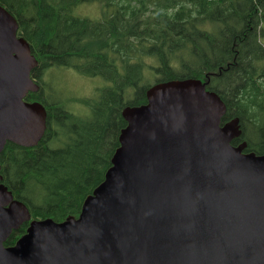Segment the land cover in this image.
Segmentation results:
<instances>
[{"label": "water", "instance_id": "95a60500", "mask_svg": "<svg viewBox=\"0 0 264 264\" xmlns=\"http://www.w3.org/2000/svg\"><path fill=\"white\" fill-rule=\"evenodd\" d=\"M17 31L0 6V153L36 144L46 122L24 100L38 62ZM225 112L200 80L150 87L146 104L123 109L111 166L77 218L30 221L0 184V264H264V155L231 144L241 129Z\"/></svg>", "mask_w": 264, "mask_h": 264}, {"label": "trees", "instance_id": "16d2710c", "mask_svg": "<svg viewBox=\"0 0 264 264\" xmlns=\"http://www.w3.org/2000/svg\"><path fill=\"white\" fill-rule=\"evenodd\" d=\"M86 4L98 6L99 16L78 14ZM0 6L38 62L31 71L38 90L24 100L46 112L36 144L8 142L0 153V184L27 207L30 221L79 215L111 166L126 126L123 109L144 105L157 84L200 80L224 103L222 122L239 120L232 145L244 142L245 153L264 155V0H0ZM67 71L103 83L91 96H72L61 84ZM27 227L12 231L4 246Z\"/></svg>", "mask_w": 264, "mask_h": 264}, {"label": "rangeland", "instance_id": "374dc122", "mask_svg": "<svg viewBox=\"0 0 264 264\" xmlns=\"http://www.w3.org/2000/svg\"><path fill=\"white\" fill-rule=\"evenodd\" d=\"M77 13L89 18L97 17L99 16V7L93 4L82 5L78 8ZM62 76H64L65 80L61 81L62 87L65 91L71 92L70 95L76 97L91 96L94 89L103 83L98 78H84L72 71H67ZM47 80H50V78H47Z\"/></svg>", "mask_w": 264, "mask_h": 264}, {"label": "bare ground", "instance_id": "6f19581e", "mask_svg": "<svg viewBox=\"0 0 264 264\" xmlns=\"http://www.w3.org/2000/svg\"><path fill=\"white\" fill-rule=\"evenodd\" d=\"M213 45V44H212Z\"/></svg>", "mask_w": 264, "mask_h": 264}]
</instances>
